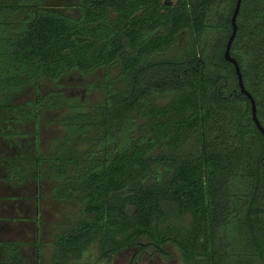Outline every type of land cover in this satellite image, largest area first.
<instances>
[{"label": "trees", "instance_id": "1", "mask_svg": "<svg viewBox=\"0 0 264 264\" xmlns=\"http://www.w3.org/2000/svg\"><path fill=\"white\" fill-rule=\"evenodd\" d=\"M235 4L0 0V264L167 246L183 264H264V137L224 57ZM236 23L264 128V0H241ZM46 196L67 225L48 263ZM25 224L32 239L9 237Z\"/></svg>", "mask_w": 264, "mask_h": 264}, {"label": "rangeland", "instance_id": "2", "mask_svg": "<svg viewBox=\"0 0 264 264\" xmlns=\"http://www.w3.org/2000/svg\"><path fill=\"white\" fill-rule=\"evenodd\" d=\"M73 87L69 86V91L75 95L83 94L86 96L85 92H83L80 88L79 83H72ZM71 87V88H70ZM95 94H91L93 96ZM30 94H26L23 98H29ZM59 127L55 124L48 125L45 130V139L46 141L51 140L56 133H58ZM45 141V143H47ZM27 192H30V188L28 187ZM46 199L38 205V209L40 215H36V217L40 216V219L43 220V225L40 227V230L36 233L37 236L42 243L44 244V248L42 251V262L48 263L50 261V256L52 254V241L56 233L60 232L64 228H67V225L63 224L64 217L61 205L57 202L52 201L49 197H45ZM36 208V210H37ZM28 214L33 215V209L27 210ZM20 228V230H18ZM35 226H31V224L21 225L15 231L12 232L13 235H10V238L21 240V241H29L35 235ZM167 252L166 255L162 253H150L146 254L143 258V264H183L180 252L174 248L167 246L165 248ZM29 258L32 260L33 257V249L27 247L26 249ZM98 259V252L95 249H90L83 253L80 260L76 264H127V260L124 257L116 256L114 259L108 261H100L96 263ZM146 259V260H145Z\"/></svg>", "mask_w": 264, "mask_h": 264}, {"label": "water", "instance_id": "3", "mask_svg": "<svg viewBox=\"0 0 264 264\" xmlns=\"http://www.w3.org/2000/svg\"><path fill=\"white\" fill-rule=\"evenodd\" d=\"M240 4H241V0H236L234 11H233V14H232V17H231L232 31H231V34H230V36H229V38L227 40V43H226L224 57H225L226 60H228L229 62H231L234 65L236 73H237V76H238V84H239L240 90H241V92L243 94L246 95V97L250 101L252 119H253L256 127L258 128V130L260 131V133L264 137V128L261 125L260 121L258 120V117H257V114H256V105H255L254 99H253L252 95L246 90V88H245V86L243 84L242 75H241L240 68H239V65H238L237 61L230 54V47H231L232 41H233V39H234V37L236 35V31H237L236 17H237V14L239 12Z\"/></svg>", "mask_w": 264, "mask_h": 264}, {"label": "flooded vegetation", "instance_id": "4", "mask_svg": "<svg viewBox=\"0 0 264 264\" xmlns=\"http://www.w3.org/2000/svg\"><path fill=\"white\" fill-rule=\"evenodd\" d=\"M150 253H159V252H156L153 250H144L141 253H137V252L133 251L132 249H125L123 251L116 253L114 256H112L111 259H114L116 256H120L122 258L124 257V259L127 260V264H143L142 263L144 261L143 257L146 254H150Z\"/></svg>", "mask_w": 264, "mask_h": 264}]
</instances>
